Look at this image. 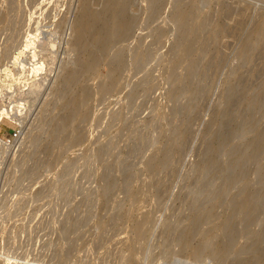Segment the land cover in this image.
<instances>
[{"label":"rangeland","instance_id":"rangeland-1","mask_svg":"<svg viewBox=\"0 0 264 264\" xmlns=\"http://www.w3.org/2000/svg\"><path fill=\"white\" fill-rule=\"evenodd\" d=\"M104 1L0 0V264H264V0Z\"/></svg>","mask_w":264,"mask_h":264},{"label":"bare ground","instance_id":"bare-ground-1","mask_svg":"<svg viewBox=\"0 0 264 264\" xmlns=\"http://www.w3.org/2000/svg\"><path fill=\"white\" fill-rule=\"evenodd\" d=\"M112 0H105L104 2H103V4H102V7H105V6H110V4L112 5V2H111ZM101 7V8H102ZM101 8H89V9H87V15L88 16H90V17H95V16H97V13H99V11L101 10ZM102 11V10H101ZM116 11V10H115ZM115 11H114V14L112 15V17L114 16V15H119V13H118V11H116L118 14H116L115 13ZM96 14V15H95ZM116 16V17H117ZM115 17V16H114ZM115 17V18H116ZM183 17V16H182ZM118 18V25L117 26H119V25H121L122 23H123V21L119 18V16L117 17ZM113 20V22H114V19H112ZM119 20H121L122 21V23L120 24V21ZM117 22V21H116ZM90 25H92L91 24V22L89 21V20H87L86 22H85V27L86 28H88ZM115 26H116V24H114ZM123 26H124V24H122L121 25V27H117V28H123ZM100 39L104 42V43H106L107 41H104L103 39H105V37L104 36H100ZM104 43H102L103 44V46H104ZM253 202V201H252Z\"/></svg>","mask_w":264,"mask_h":264},{"label":"built area","instance_id":"built-area-1","mask_svg":"<svg viewBox=\"0 0 264 264\" xmlns=\"http://www.w3.org/2000/svg\"><path fill=\"white\" fill-rule=\"evenodd\" d=\"M9 105L11 104L9 103ZM19 134H20V129H14L9 136L10 138L9 140H12V141L16 140L19 137Z\"/></svg>","mask_w":264,"mask_h":264}]
</instances>
